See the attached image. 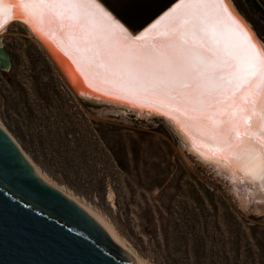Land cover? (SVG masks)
I'll return each instance as SVG.
<instances>
[{
    "label": "snow or ice",
    "instance_id": "snow-or-ice-1",
    "mask_svg": "<svg viewBox=\"0 0 264 264\" xmlns=\"http://www.w3.org/2000/svg\"><path fill=\"white\" fill-rule=\"evenodd\" d=\"M147 7V0L137 8L127 0H0V30L20 20L79 95L166 118L205 164L264 193V41L230 0H172L132 27ZM17 159L0 130V185L11 195L3 194L16 205L40 200L19 183L38 178L11 166ZM44 195L79 215L55 190ZM23 206L43 215L33 203ZM110 260L134 264L123 251Z\"/></svg>",
    "mask_w": 264,
    "mask_h": 264
},
{
    "label": "rangeland",
    "instance_id": "rangeland-1",
    "mask_svg": "<svg viewBox=\"0 0 264 264\" xmlns=\"http://www.w3.org/2000/svg\"><path fill=\"white\" fill-rule=\"evenodd\" d=\"M232 1L264 41V0ZM127 2L137 8L143 0ZM0 37L11 57L9 71L0 70V124L53 185L100 213L137 256L155 264L146 243L140 252L132 242L140 245L134 239L136 234L147 239L139 208L145 202L164 204L166 196L178 192L173 178L180 175L183 181L193 176L205 188L214 189L213 193H221L236 215L235 220L222 215L223 206L216 196L213 201L205 198L210 212L214 204L220 207L217 218L211 215L207 219H217L223 231L212 229L209 235L226 240L232 231L239 236V254L233 253L236 256L228 264H264V201L254 203V211L238 209L226 193L225 183L212 177L208 166L192 165L182 156L163 120L76 98L21 23L11 22ZM114 153L124 168H119ZM153 181L161 182V187L151 189ZM181 187L188 193L187 185ZM184 197L179 194L177 199ZM155 231L160 238V229Z\"/></svg>",
    "mask_w": 264,
    "mask_h": 264
},
{
    "label": "water",
    "instance_id": "water-1",
    "mask_svg": "<svg viewBox=\"0 0 264 264\" xmlns=\"http://www.w3.org/2000/svg\"><path fill=\"white\" fill-rule=\"evenodd\" d=\"M171 2L172 0H155L151 3H147V10L140 11L131 17L132 27L136 29L142 28L151 18L159 14V12L164 10L167 6H170ZM106 3L109 2L106 0ZM230 3H232L234 10L245 19L232 0H230ZM14 21L22 23L20 20ZM246 22L248 23L247 20ZM249 26L251 27L250 24ZM1 31L2 30H0V33ZM29 31L31 32L30 29ZM32 35L41 45L45 54L53 62L65 85L76 98L81 101L108 106L119 111L121 110L123 113H132L138 117H155L163 120L177 139L182 156L192 165L197 163L199 165L208 166V164L202 163L201 159L192 151L190 146L181 138L171 122L166 118L150 114L146 110L140 111L130 109L118 103H110L102 96L99 99H95L88 98L87 95H79L78 92L70 86L63 67L57 63V60L49 52L48 48L38 40L33 33ZM258 38L260 37L258 36ZM10 65V55L0 39V69L3 71L9 70L11 67ZM0 130L11 140L17 150L18 159L15 160L11 166L19 169H30L34 173L35 178H38L35 183H33L32 180H20L19 183L31 188L33 191L41 193V199L38 201L33 202L26 200L20 205H16L8 196L3 194L8 192L9 195H11L7 185H0V264H111V256L118 255L121 251L126 253L128 257L134 261V264H138L137 261L116 242L101 222L91 216L85 209L76 203V201L65 195V193L50 184L39 174L10 134L1 126ZM208 167L212 177L219 180V182L225 183L226 193H228L238 209L243 212L254 211L253 205L254 203L258 204L259 201L252 200L247 209H242L238 204L236 194L230 190L227 178L220 175L219 172L215 173V169L211 166ZM39 182L43 183L41 184ZM45 186H47L46 189ZM52 190L61 194L67 201H71L80 210L79 215L69 214L65 211L62 204L44 195L45 192H51ZM16 194L18 196L22 195L19 191H17ZM25 202L33 203L36 211L42 212L43 215H36L29 208H25L23 206Z\"/></svg>",
    "mask_w": 264,
    "mask_h": 264
},
{
    "label": "trees",
    "instance_id": "trees-1",
    "mask_svg": "<svg viewBox=\"0 0 264 264\" xmlns=\"http://www.w3.org/2000/svg\"><path fill=\"white\" fill-rule=\"evenodd\" d=\"M108 128L111 130L113 126L109 125ZM114 156L119 168H124L117 154L114 153ZM173 182L178 192L166 196L167 201L164 204L158 206L145 202V206L139 208L140 215L138 216L144 221L141 226L147 239L143 241L144 236L136 234L134 239H137L140 245L132 241L134 246L140 252H144L143 246L146 243L145 249L151 250L150 257L155 264H228L233 253L239 254V236L233 234L232 231L229 232L226 240L209 235L212 229L220 230L217 219L216 221L207 219L211 215L217 218L220 207L218 209V206L214 204L210 212L204 204L205 198L213 201L216 196L223 206L222 215L234 218V220L236 215L230 210L221 193L215 194L214 189L205 188L199 179L192 176L182 181V177L178 175L173 178ZM184 184L188 186V193L181 187ZM161 185V182L153 181L151 189L159 188ZM196 185L204 187L203 191ZM179 194L185 197L177 199ZM130 226L132 224L128 227ZM156 227L161 231L160 238L156 237ZM220 233L223 231L220 230ZM129 237L133 240V235L130 234Z\"/></svg>",
    "mask_w": 264,
    "mask_h": 264
},
{
    "label": "bare ground",
    "instance_id": "bare-ground-1",
    "mask_svg": "<svg viewBox=\"0 0 264 264\" xmlns=\"http://www.w3.org/2000/svg\"><path fill=\"white\" fill-rule=\"evenodd\" d=\"M245 18V17H244ZM246 19V18H245ZM247 20V19H246ZM248 21V20H247ZM13 22H18V21H13ZM20 23V22H19ZM248 23L250 24V22L248 21ZM10 24V23H9ZM30 33L31 37L33 38V40L36 42L37 45H39V47L43 50V48L41 47V45L35 40V38L33 37L32 33L29 31V29L23 24L21 23ZM251 25V24H250ZM251 27L253 28V26L251 25ZM254 29V28H253ZM3 31V30H2ZM1 31V32H2ZM255 31V29H254ZM256 32V31H255ZM257 34V33H256ZM258 35V34H257ZM1 39V37H0ZM6 49V48H5ZM44 52V50H43ZM45 53V52H44ZM10 55V54H9ZM46 55V54H45ZM47 56V55H46ZM47 58L49 59V57L47 56ZM11 60V57H10ZM50 60V59H49ZM51 61V60H50ZM51 63L53 64V62L51 61ZM54 65V64H53ZM11 66V65H10ZM1 70V69H0ZM3 71V70H2ZM64 82V81H63ZM0 126L8 133V131L6 130V128L4 126H2L0 124ZM10 134V133H8ZM11 136V135H10ZM12 137V136H11ZM13 138V137H12ZM28 158V157H27ZM202 161V160H201ZM32 163V162H31ZM203 164H205L202 161ZM34 165V164H33ZM211 166L213 169H215V173L219 172L220 175L224 176L225 178H227L228 180V184L230 185V190L233 191L236 194V197L238 199V204L240 205V207L242 209H247L248 208V204L249 201H259L262 202L264 201V193H261L259 190V186L257 185V187H252L251 185L247 184V183H241L239 180H236L235 182H233V180L230 178L229 174L223 173L220 170L214 168L212 165ZM36 171L41 174V172L36 168V166H34ZM42 175V174H41ZM43 176V175H42ZM44 177V176H43ZM50 184H52L46 177H44ZM53 185V184H52ZM55 186V185H53ZM56 187V186H55ZM58 188V187H57ZM60 189V188H58ZM61 190V189H60ZM63 193H65V195H67L68 197H70L71 199H73L74 201H76V203H78L83 209H85L91 216H93L95 219H97L99 222H101L103 224V226L107 229V231L112 235V237L116 240V242H118L127 252L128 254L134 258L138 264H149L146 263L145 261H143L139 256H137V254L134 252V250H132V248L130 246H128V244L125 243V241L119 236V234L116 232V230L113 228V225H111L100 213L96 212L95 210H93L92 208H90L89 206H86L82 203H80L77 199H75L74 197L70 196L68 193L64 192L63 190H61ZM257 207V206H256ZM255 209V208H254ZM256 210V209H255Z\"/></svg>",
    "mask_w": 264,
    "mask_h": 264
},
{
    "label": "flooded vegetation",
    "instance_id": "flooded-vegetation-1",
    "mask_svg": "<svg viewBox=\"0 0 264 264\" xmlns=\"http://www.w3.org/2000/svg\"><path fill=\"white\" fill-rule=\"evenodd\" d=\"M7 71H9V70H6V71H2L3 73H5V72H7Z\"/></svg>",
    "mask_w": 264,
    "mask_h": 264
},
{
    "label": "built area",
    "instance_id": "built-area-1",
    "mask_svg": "<svg viewBox=\"0 0 264 264\" xmlns=\"http://www.w3.org/2000/svg\"><path fill=\"white\" fill-rule=\"evenodd\" d=\"M4 45V44H3ZM7 50V49H6ZM8 51V50H7Z\"/></svg>",
    "mask_w": 264,
    "mask_h": 264
}]
</instances>
